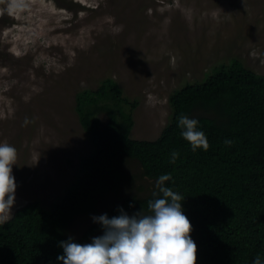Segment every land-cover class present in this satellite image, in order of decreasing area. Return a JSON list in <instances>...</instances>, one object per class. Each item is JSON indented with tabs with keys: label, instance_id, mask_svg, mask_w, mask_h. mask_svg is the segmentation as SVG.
<instances>
[{
	"label": "rangeland",
	"instance_id": "1",
	"mask_svg": "<svg viewBox=\"0 0 264 264\" xmlns=\"http://www.w3.org/2000/svg\"><path fill=\"white\" fill-rule=\"evenodd\" d=\"M0 0V143L17 150L18 206L59 198L92 149L74 95L113 77L137 101L133 138L153 139L171 114L168 96L232 57L264 74V0ZM104 123L105 114H100ZM25 118L28 123L25 124ZM131 170L140 175L135 161ZM149 184L137 177L133 193ZM77 216L78 235L108 204ZM11 216V215H10Z\"/></svg>",
	"mask_w": 264,
	"mask_h": 264
},
{
	"label": "trees",
	"instance_id": "2",
	"mask_svg": "<svg viewBox=\"0 0 264 264\" xmlns=\"http://www.w3.org/2000/svg\"><path fill=\"white\" fill-rule=\"evenodd\" d=\"M210 70L169 94V120L153 139L131 136L137 101L113 77L76 91L74 109L92 149L79 158L77 176L57 200L47 208L28 201L0 224V264H62L61 242L71 237L86 244L103 235L94 221L71 234L77 216L95 212L104 196L109 201L101 215L109 218L121 208L129 216L147 211L155 181L169 173L167 186L184 197L196 264H252L257 255L264 264V74L236 57ZM181 115L198 121L207 151L193 152L182 138ZM173 151L179 153L175 164L169 162ZM132 161L140 175L131 170ZM137 177L149 181L139 194L130 190Z\"/></svg>",
	"mask_w": 264,
	"mask_h": 264
},
{
	"label": "clouds",
	"instance_id": "3",
	"mask_svg": "<svg viewBox=\"0 0 264 264\" xmlns=\"http://www.w3.org/2000/svg\"><path fill=\"white\" fill-rule=\"evenodd\" d=\"M12 6L23 9L26 4L24 0H13ZM197 125L198 121L188 116L178 118L181 136L191 150L207 151V137ZM224 143L230 146L232 141L225 139ZM170 156L169 162L175 164L179 153L173 151ZM16 160V148L0 143V224L10 218L15 201L17 185L12 166ZM171 179L170 173L158 177L147 211L141 209L129 216L121 208L120 214L112 218L107 214L93 217L103 235L86 244L74 243L70 237L60 243L63 255L57 260L62 264H196L197 246L190 236L192 225L181 208L184 197L167 186ZM252 264H262L261 257L257 255Z\"/></svg>",
	"mask_w": 264,
	"mask_h": 264
}]
</instances>
